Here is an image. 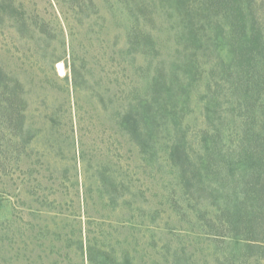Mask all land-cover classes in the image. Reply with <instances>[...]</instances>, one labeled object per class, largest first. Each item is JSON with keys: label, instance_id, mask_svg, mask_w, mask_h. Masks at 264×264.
<instances>
[{"label": "rangeland", "instance_id": "rangeland-1", "mask_svg": "<svg viewBox=\"0 0 264 264\" xmlns=\"http://www.w3.org/2000/svg\"><path fill=\"white\" fill-rule=\"evenodd\" d=\"M246 2L264 33V0H0V264H264Z\"/></svg>", "mask_w": 264, "mask_h": 264}, {"label": "trees", "instance_id": "trees-1", "mask_svg": "<svg viewBox=\"0 0 264 264\" xmlns=\"http://www.w3.org/2000/svg\"><path fill=\"white\" fill-rule=\"evenodd\" d=\"M241 2V0H240ZM248 3L246 2L245 5H242L241 3L239 4L240 5V8H238V12L241 14V17L240 18V30H241V36L240 35H237L235 34L233 37L232 36H227V43L228 45H237L239 46V49L243 46V47H247L248 50L245 51V54L247 52V54L249 55L248 57H251L252 59H257V57L259 56V60L261 56L260 52L258 51L257 49V46H263L264 44V40H263V37H264V33L262 32V30H258L256 28H254V23L255 21L252 19L251 21L248 19V15L246 14L247 12V8L245 7ZM239 18L236 17V19L238 20ZM230 31V28L227 32V34L229 33ZM223 35V34H222ZM226 36H222L221 39L223 40V38ZM226 44H222L224 47H226ZM221 46V45H220ZM228 50V48L226 49ZM235 49L232 50L230 49V52L229 54L231 55H234L235 54ZM246 54V55H247ZM243 58V57H242ZM263 59H264V56H263ZM244 66V65H242ZM259 66V65H258ZM258 66H250L253 70L249 71V73L245 76V80L247 79H252V81L257 85L259 86L260 85V88H257L258 91H262L264 92V74H261L259 73V67ZM76 73L74 72V68H73V80L74 82L76 83V80H75V76ZM12 78L10 76H7L6 73H4L2 71V69L0 68V83L3 84L4 86L8 85L9 81L11 80ZM17 87H19V82H16L15 84ZM19 94L20 92L18 90H12L10 92V95L6 98V101L7 103L5 102L6 104V108L9 107L11 108V106L15 107L14 106V101L15 99L18 97L19 98ZM248 94H245L244 98L242 99V101H240L241 105H244L245 106V109H248L249 108V103L248 102ZM21 111H19L18 113V117L20 118V116L23 114V113H20ZM135 113V114H134ZM213 113V112H211ZM17 114H14V113H11L7 119L8 122H12V119L16 116ZM20 115V116H19ZM138 115V112H132V111H129L128 113H124L123 114V118H122V121L123 124L125 125L126 128H128L130 131H132L133 133H138L140 127H141V123H142V120L140 122V119L136 116ZM207 132V131H206ZM181 148L179 147L178 145L177 146H174L173 147V150H174V154L175 156L177 155V152H178V149ZM257 149H260L261 151L259 152L262 155H264V147L262 148H257ZM173 154V155H174ZM252 154V153H251ZM251 154H249V157L251 156ZM251 240V241H250ZM248 240L246 243L247 245H251V246H255V245H261L257 240H254V239H250ZM99 256H101L99 258ZM106 254L105 252H102L101 250H93L92 247H89V250H88V258L90 259V264H95L97 263L98 261L99 262H104V258H105Z\"/></svg>", "mask_w": 264, "mask_h": 264}, {"label": "bare ground", "instance_id": "bare-ground-1", "mask_svg": "<svg viewBox=\"0 0 264 264\" xmlns=\"http://www.w3.org/2000/svg\"><path fill=\"white\" fill-rule=\"evenodd\" d=\"M59 66H62V64H61V63H59Z\"/></svg>", "mask_w": 264, "mask_h": 264}]
</instances>
